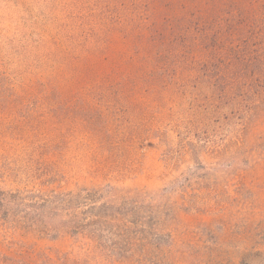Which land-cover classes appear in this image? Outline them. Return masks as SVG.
Segmentation results:
<instances>
[{
	"label": "rangeland",
	"instance_id": "rangeland-1",
	"mask_svg": "<svg viewBox=\"0 0 264 264\" xmlns=\"http://www.w3.org/2000/svg\"><path fill=\"white\" fill-rule=\"evenodd\" d=\"M253 7L0 0V264H264V103L202 42Z\"/></svg>",
	"mask_w": 264,
	"mask_h": 264
},
{
	"label": "trees",
	"instance_id": "trees-1",
	"mask_svg": "<svg viewBox=\"0 0 264 264\" xmlns=\"http://www.w3.org/2000/svg\"><path fill=\"white\" fill-rule=\"evenodd\" d=\"M252 3L257 7L252 8L251 14L239 8L236 23L225 21L215 27L211 26L212 22L207 24L211 27L202 42L209 48L208 55L203 58L207 77L217 81L223 94L231 95L227 87H232L236 91L233 95L247 96L256 106L264 103V0H252ZM76 198L75 208L80 215L78 209L88 196L78 193ZM10 204L8 195L0 190V211L7 215Z\"/></svg>",
	"mask_w": 264,
	"mask_h": 264
}]
</instances>
